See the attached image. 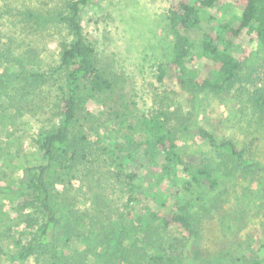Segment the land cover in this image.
<instances>
[{
  "label": "rangeland",
  "instance_id": "1",
  "mask_svg": "<svg viewBox=\"0 0 264 264\" xmlns=\"http://www.w3.org/2000/svg\"><path fill=\"white\" fill-rule=\"evenodd\" d=\"M71 1L0 0V264L56 263L39 245L41 215L27 197L25 183L34 166L47 163L39 142L61 121L58 105L66 88L59 54L74 36L60 18ZM169 1L91 0L80 9L78 20L94 48L95 66L111 86L92 92L87 78L81 79L76 116L67 130L68 152L55 151L46 171L57 217L53 241L60 252L58 264L123 263L102 254L108 251L102 230L123 203L127 154L140 151L138 119L155 109L168 112L177 150L186 161L210 158L217 185L194 183L179 169L170 177L174 182L160 179L163 158L158 157L149 180L158 202L149 208L139 202L144 215L135 213L127 223L144 264H248L264 242V112L251 102L255 91L264 90L263 51L241 35L237 49L247 59L232 87L218 94L202 92L192 100L178 86L157 79V67L166 62L170 48ZM190 35L197 39L199 31ZM192 58L200 68L207 62ZM193 120L247 149L250 170L238 169L237 161L214 152L196 133ZM126 134H133L135 143ZM166 187L176 191V201L187 206L192 220L185 257L168 247L170 242L181 246L184 234L161 229L149 213L167 209ZM144 226L168 243L148 239ZM28 245H34V252L20 258ZM150 254L165 260L153 263Z\"/></svg>",
  "mask_w": 264,
  "mask_h": 264
},
{
  "label": "trees",
  "instance_id": "2",
  "mask_svg": "<svg viewBox=\"0 0 264 264\" xmlns=\"http://www.w3.org/2000/svg\"><path fill=\"white\" fill-rule=\"evenodd\" d=\"M89 1L91 0L71 1L68 13L60 18L74 36L59 54L60 65L65 71L66 88L58 105L61 121L53 130L42 136L39 142V149L47 163L34 166L25 183L27 197L41 215V222L37 227L39 245L50 253V258L55 259L57 264L60 252L53 241L57 217L45 179L46 171L55 151L68 152L67 130L76 116L81 79L87 78L92 92H100L111 86V81L95 66L94 48L85 39L78 20L80 9ZM195 31H199L197 39L190 35ZM167 33L170 36V48L166 62L157 67L158 81L178 86L192 100H197L202 92L221 93L232 87L246 62L244 50L239 52L237 49L236 41L241 35L257 42L263 51L264 59V0H170L167 9ZM193 55L205 58L207 62L203 63L201 68L197 67L192 63ZM251 102L264 112V90L255 91ZM138 124L141 139L137 145L140 151L135 155L131 152L127 154L130 168L123 175V203L115 219L102 230L105 249L108 250H103L102 254L105 256L108 253L116 261L123 259L122 264L145 263L144 258L139 257L140 249L136 239L129 234L127 223L134 221L135 213L144 215L139 202L148 208L158 202L149 180L159 156H162L163 161L159 167L158 178L171 180V175L176 174L179 169L185 171L194 183L205 182L209 187L217 185L215 169L208 156L197 162H188L180 155L175 135L169 127L167 111L152 110L140 116ZM192 124L196 133L207 141L214 152L237 161L238 169L250 170L253 161L245 156L247 149L241 148L232 139L219 138L208 128L196 124L195 120ZM125 139L135 143L133 134H126ZM140 178H144L146 182L140 184L137 181ZM165 189L168 193L166 200L170 202L166 204L167 209L161 213L156 210L149 213L152 219L158 220L161 229H176L184 234L185 242L181 246L172 242L168 245L174 248V251L179 249L183 254L191 241L192 220L187 206L176 201V191L171 187ZM161 203L160 205H165V202ZM150 228L151 232L148 234L147 226L143 227L146 235H149L148 239L152 236L160 241L158 244L168 243L165 239L161 240L158 231L151 226ZM33 252L34 245L22 247L19 257L25 259ZM185 256L183 254L182 257ZM164 260L165 256L161 254H150L148 259L153 263ZM248 264H264V242Z\"/></svg>",
  "mask_w": 264,
  "mask_h": 264
}]
</instances>
